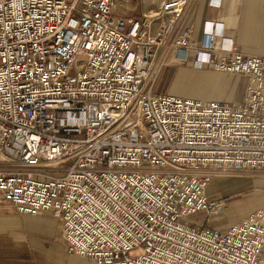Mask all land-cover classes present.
Wrapping results in <instances>:
<instances>
[{"label": "built area", "instance_id": "built-area-1", "mask_svg": "<svg viewBox=\"0 0 264 264\" xmlns=\"http://www.w3.org/2000/svg\"><path fill=\"white\" fill-rule=\"evenodd\" d=\"M192 4L164 0L137 19L117 16L115 0H0V196L59 220L70 254L264 264V207L218 228L231 197L207 192L217 170L264 171V58L236 52L219 20L196 42ZM174 51L243 77L242 101L156 94ZM197 214L205 221L189 223Z\"/></svg>", "mask_w": 264, "mask_h": 264}, {"label": "crops", "instance_id": "crops-1", "mask_svg": "<svg viewBox=\"0 0 264 264\" xmlns=\"http://www.w3.org/2000/svg\"><path fill=\"white\" fill-rule=\"evenodd\" d=\"M163 1L159 0L156 7H149L148 0H115V13L121 18L144 19L156 15ZM217 20L224 23V37L233 44L236 52L264 58V0H222L219 8L210 5L209 0H193L185 22L194 30V39L198 42L204 23ZM220 45L221 41L218 40L216 46ZM164 58V52L161 51L159 62ZM193 58L194 53L190 52L188 61L180 64L172 52L165 59V66L169 69L179 66L174 75L176 78L180 73H190L192 76L195 73L202 74L200 72L203 70L194 67ZM166 68L160 72L163 70L164 73ZM221 80L224 82L225 77ZM228 81L233 88L237 79L231 77ZM173 90L174 87H167L161 94L178 95ZM234 93L233 89L230 95ZM179 96L192 97L183 93ZM207 97L212 96H203L201 99L210 100ZM235 97L236 94L232 99L230 96L229 99L222 96L217 100L237 102ZM60 234L59 220L49 214L37 217L20 215L0 196V264H95L87 258L68 253Z\"/></svg>", "mask_w": 264, "mask_h": 264}, {"label": "rangeland", "instance_id": "rangeland-1", "mask_svg": "<svg viewBox=\"0 0 264 264\" xmlns=\"http://www.w3.org/2000/svg\"><path fill=\"white\" fill-rule=\"evenodd\" d=\"M158 2L159 0H148V5L149 7H156ZM166 67L167 66L164 65L162 69L164 70ZM178 67L179 66L170 69L166 68L164 73L162 70L157 77L153 78L154 91L156 94L163 93L167 87H174L173 93L178 95H182L183 93L198 99L208 95L212 96L207 97L210 98V100L219 99L222 96L226 99H229L230 96L232 99L234 94H236L235 100L237 102L242 101L244 98L247 81L243 77L241 78V76L226 75L207 68L203 69V72H200L202 74L195 73V76H192L190 73H180L178 78H176L174 75ZM224 77L225 81L223 82L221 79ZM231 77L237 79L233 88L230 87V81H228V78ZM233 89L236 93L230 95ZM202 99L206 100L204 98ZM208 192L211 199H217L221 196L231 197L230 203L227 205L222 215L210 223L212 226L218 228H226L230 224L240 221L254 211L264 207V171L217 170L216 176L208 187ZM205 218L204 215L197 214L190 217L188 221L189 223L199 222L200 224L205 221Z\"/></svg>", "mask_w": 264, "mask_h": 264}, {"label": "bare ground", "instance_id": "bare-ground-1", "mask_svg": "<svg viewBox=\"0 0 264 264\" xmlns=\"http://www.w3.org/2000/svg\"><path fill=\"white\" fill-rule=\"evenodd\" d=\"M218 45V44H217ZM211 187V186H210ZM208 189V188H207ZM210 189V188H209Z\"/></svg>", "mask_w": 264, "mask_h": 264}]
</instances>
